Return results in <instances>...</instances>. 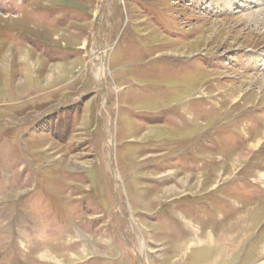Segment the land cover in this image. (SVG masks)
Instances as JSON below:
<instances>
[{
  "label": "rangeland",
  "instance_id": "obj_1",
  "mask_svg": "<svg viewBox=\"0 0 264 264\" xmlns=\"http://www.w3.org/2000/svg\"><path fill=\"white\" fill-rule=\"evenodd\" d=\"M229 1L0 0V264H264V0Z\"/></svg>",
  "mask_w": 264,
  "mask_h": 264
},
{
  "label": "bare ground",
  "instance_id": "obj_2",
  "mask_svg": "<svg viewBox=\"0 0 264 264\" xmlns=\"http://www.w3.org/2000/svg\"><path fill=\"white\" fill-rule=\"evenodd\" d=\"M230 2H231V1H229V0H228V2H227V3L229 4ZM228 8H229V9H231V7H230V6H228ZM101 53H102V52H101ZM97 55H99V56H100V52H99V51H98ZM102 70H104V68H103V69H101L99 72H100V73H102ZM224 241H225V240H224Z\"/></svg>",
  "mask_w": 264,
  "mask_h": 264
}]
</instances>
